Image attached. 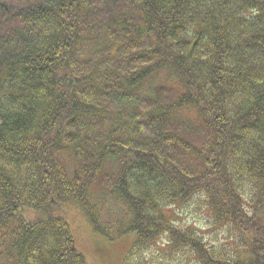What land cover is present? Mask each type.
I'll return each mask as SVG.
<instances>
[{
	"label": "trees",
	"instance_id": "obj_1",
	"mask_svg": "<svg viewBox=\"0 0 264 264\" xmlns=\"http://www.w3.org/2000/svg\"><path fill=\"white\" fill-rule=\"evenodd\" d=\"M24 2L0 0V264H264V0Z\"/></svg>",
	"mask_w": 264,
	"mask_h": 264
},
{
	"label": "rangeland",
	"instance_id": "obj_2",
	"mask_svg": "<svg viewBox=\"0 0 264 264\" xmlns=\"http://www.w3.org/2000/svg\"><path fill=\"white\" fill-rule=\"evenodd\" d=\"M19 2H24V0H19ZM176 219L182 226H195L196 229L205 234L208 240L215 239L216 237L217 230L211 227L206 212L194 201L180 210ZM161 245L163 247V244Z\"/></svg>",
	"mask_w": 264,
	"mask_h": 264
}]
</instances>
